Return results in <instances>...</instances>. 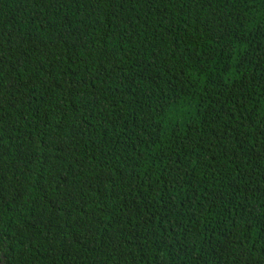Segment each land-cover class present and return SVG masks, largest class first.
Returning a JSON list of instances; mask_svg holds the SVG:
<instances>
[{"label":"trees","instance_id":"1","mask_svg":"<svg viewBox=\"0 0 264 264\" xmlns=\"http://www.w3.org/2000/svg\"><path fill=\"white\" fill-rule=\"evenodd\" d=\"M0 264H264V0H0Z\"/></svg>","mask_w":264,"mask_h":264}]
</instances>
